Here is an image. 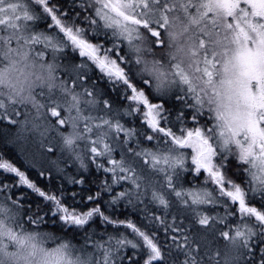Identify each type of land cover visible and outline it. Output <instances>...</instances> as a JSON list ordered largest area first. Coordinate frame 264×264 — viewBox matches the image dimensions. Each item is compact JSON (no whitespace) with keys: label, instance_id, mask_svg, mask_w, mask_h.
I'll use <instances>...</instances> for the list:
<instances>
[{"label":"snow or ice","instance_id":"6c2138e0","mask_svg":"<svg viewBox=\"0 0 264 264\" xmlns=\"http://www.w3.org/2000/svg\"><path fill=\"white\" fill-rule=\"evenodd\" d=\"M0 264H264V0H0Z\"/></svg>","mask_w":264,"mask_h":264},{"label":"trees","instance_id":"16d2710c","mask_svg":"<svg viewBox=\"0 0 264 264\" xmlns=\"http://www.w3.org/2000/svg\"><path fill=\"white\" fill-rule=\"evenodd\" d=\"M33 179H37V177L35 175L32 176ZM41 183L43 184L44 182L41 181ZM33 202H35V197H33ZM135 218V217H134Z\"/></svg>","mask_w":264,"mask_h":264}]
</instances>
